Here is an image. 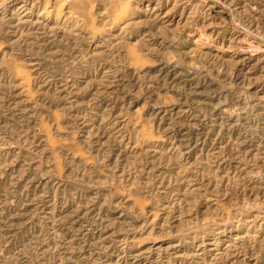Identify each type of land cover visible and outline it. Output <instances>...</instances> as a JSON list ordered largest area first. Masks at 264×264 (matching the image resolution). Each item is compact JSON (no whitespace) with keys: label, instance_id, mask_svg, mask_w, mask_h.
Instances as JSON below:
<instances>
[{"label":"rangeland","instance_id":"rangeland-1","mask_svg":"<svg viewBox=\"0 0 264 264\" xmlns=\"http://www.w3.org/2000/svg\"><path fill=\"white\" fill-rule=\"evenodd\" d=\"M0 264H264V0H0Z\"/></svg>","mask_w":264,"mask_h":264}]
</instances>
